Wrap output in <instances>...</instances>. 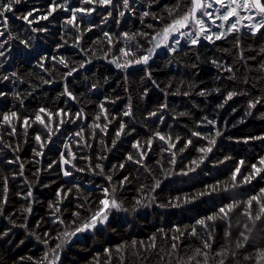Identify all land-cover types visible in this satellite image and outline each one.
<instances>
[{
	"label": "trees",
	"instance_id": "trees-1",
	"mask_svg": "<svg viewBox=\"0 0 264 264\" xmlns=\"http://www.w3.org/2000/svg\"><path fill=\"white\" fill-rule=\"evenodd\" d=\"M57 2L63 4L65 0ZM50 3L51 0H21L12 12L6 13L7 30L0 26V32L5 33L0 38V43L8 41L2 49L5 56L0 57V76L11 72L18 74L8 81H0V92L6 93L0 97V119L3 113L10 111L17 112L20 117L19 121H14V135L10 134L9 126L0 125V233H7L0 235V264H37L47 251L46 246L37 240V236L43 240L44 233L49 232L55 237L65 227L53 223L56 216L67 223L74 219V211H80L82 217L89 215V209L95 210L101 188L111 189L113 185L117 186L118 199L129 211L113 210L106 224L65 244L60 251L59 264H96L94 258L104 264L106 247L114 249L116 245L133 239L147 244L149 237L157 233L158 229H164L167 236L157 235V249L141 250L139 257L131 255L132 250L129 249L126 264H165L160 256L169 250L171 237L176 235L171 231L174 225L179 226L182 231H190L197 219L212 214L230 201L246 200L264 187L262 174L252 183L227 192L205 195L191 203L181 202L179 207L169 206L176 202L175 198L178 196H190L202 191L206 185L227 181L240 160L246 162L243 173L247 175L251 171V165L264 157V140L244 142L247 137L264 136V103L257 104L251 110V115L245 116L250 100L264 98V32L252 35L247 29H242L241 32L232 33L226 39L214 43L202 40L192 48L183 45V50L175 55L168 53L166 49L157 51L148 66L137 65L122 71L111 63L113 57L120 56V48L127 46L123 39L117 37L125 32L152 33L153 29L147 25L156 22L149 16L144 18L142 24L141 13L147 10L166 16L165 7L172 6L175 0H155L150 7L149 0H130L133 11L123 9L122 0H114L117 7L96 6L93 13L81 14L78 23L82 34L71 26L65 27L64 21L71 17V12L63 9H58L48 20H39L31 26L20 19L32 9L39 10L33 14V19L46 15ZM67 4L71 8L81 6L80 0H67ZM109 11L112 12L111 16H108ZM119 11H124L125 15L120 17ZM33 27L44 28L46 31L33 32ZM88 28L91 31H83ZM105 32L112 35L113 44H108L103 35ZM76 35H81L79 47L75 46ZM21 40H29V45L25 47L20 43ZM137 40L145 48L150 46L147 39L137 37ZM95 41L99 42L94 43ZM57 45L63 47L58 48ZM81 49H85L87 54L81 52ZM105 53L108 54L107 57ZM41 57H46V70L38 66ZM52 57L57 59L53 60ZM60 57L66 59L69 68L78 67L86 59L91 62L71 76H66L69 68L58 63ZM213 60L218 61L221 67L214 65ZM226 66H231L233 71H226ZM146 72L151 73V78ZM45 80L51 83H44ZM65 86L76 97L75 100L63 95ZM201 90L206 91L207 95H200ZM229 91L239 94L223 108H217ZM185 92L189 94L185 96ZM15 93H19V98ZM101 101H105L104 107L109 119L117 117L108 125L107 134L89 127L96 122ZM161 104H166L167 108L160 109ZM129 106L132 116L125 117L122 113ZM41 107L53 113L58 109L72 114L83 110L84 116L76 123H65L40 149L35 136L40 133L42 140H47L45 131L39 124H33L25 132L23 120L24 117L33 118ZM154 111L157 115L149 117V113ZM205 115L216 120V129L221 131V135L216 137L213 151L195 172L187 176L180 175L182 170L186 171L189 162L200 155L197 149L207 144L203 139L192 137L193 144L180 152L179 148L184 147L191 132L207 134L216 130L210 125L197 126L196 122ZM121 120L128 125L126 132H131L133 128L135 132L116 139ZM99 122L102 125L108 123L103 115ZM81 128L84 129L85 140L78 145L77 140L80 138L74 133ZM156 130L164 134L170 133L173 138L180 136L183 142H177V148L174 149L176 163L172 165L169 163L171 154L161 151L166 145L156 140L144 161L151 170L149 173L145 167L126 158L129 154L137 157L133 143L146 139ZM113 140L116 141L115 144ZM66 142L76 156L73 160L75 168L65 165L72 172L70 177L63 175L59 163L53 164L52 168L48 167L53 161H59L61 152L66 151ZM38 151L43 154L35 155ZM225 157L232 159L219 163ZM98 163L104 167L103 175L97 174L99 169L95 165ZM121 164H124V168L119 167ZM169 169L175 174L165 176L164 170ZM21 171L23 175H20ZM108 175L113 177L111 182L105 178ZM125 176L129 177V183L120 188L119 181ZM153 178L160 179L161 184L152 193L155 201L149 202L147 190L138 192V189L141 184L150 188ZM58 190L67 195L58 198ZM29 191L32 192L31 197L27 196ZM138 197H143L145 202L132 211ZM58 200L60 212L55 210ZM50 203L54 205L52 208L49 207ZM80 204H84L85 208L79 209L77 206ZM29 206L30 212L26 210ZM256 211L254 206L253 214ZM240 212L237 209L232 214L231 227L228 221L215 222L212 233L213 252L225 245L226 229L232 233L229 246L234 248L246 220ZM198 232L199 237H181V255L187 256L193 248L202 246L201 239L205 237V230L198 229ZM56 242L58 241L50 240L49 244L54 247ZM258 247H264V221L257 222L249 242L244 248L236 250L237 256L227 257L225 264H255L254 260L246 261L244 257L254 256ZM21 257L24 259L21 260ZM215 259L218 258H211L210 264H215ZM112 264H119L115 252Z\"/></svg>",
	"mask_w": 264,
	"mask_h": 264
},
{
	"label": "snow or ice",
	"instance_id": "snow-or-ice-1",
	"mask_svg": "<svg viewBox=\"0 0 264 264\" xmlns=\"http://www.w3.org/2000/svg\"><path fill=\"white\" fill-rule=\"evenodd\" d=\"M155 0H149V7ZM21 0H0V26H2L5 30H7L8 26V18L6 13L12 12L14 6L20 4ZM80 7L71 8L67 4V0L63 4L58 3L57 0H51L49 8L47 10L46 15H39L36 19H33V14L38 12V9H32L26 15H22L20 19L24 20L29 26L37 23L39 20H48L49 17H52L53 14L58 9H63L64 11H70L71 17L66 18L64 21L65 27L71 26L76 29L77 33H81V27L78 23V20L83 15H89L96 10V6L106 7L112 6L117 7L114 4V0H80ZM91 5V7H88ZM122 8L127 9L129 11H133L131 7L130 0H122ZM214 9V11H211ZM165 11L167 13L166 16L157 15L151 11H143L141 13L140 19L141 23H144V18L151 16L153 20L156 22L155 24L147 25L148 28H152L153 32H145V31H137L135 33H122L117 39H123L126 43V47L120 48V56L113 57L111 63L115 65L117 69L127 70L130 67H134L137 65L148 66L149 61L152 60L154 54L157 53L158 49H166L168 53L175 55L179 51L183 50L182 41H186L187 46L189 48L195 47L201 43L202 40L209 41L210 43H214L215 41L224 40L232 33H239L242 29H247L252 35H257L258 33L264 32V0H175V3L168 7H165ZM112 12H108V16H111ZM118 15L123 17L125 15L124 11H119ZM107 16L105 20H107ZM217 21H220L217 24ZM119 23V21H117ZM215 26V30L213 28ZM33 32H43L46 31L44 28H31ZM83 31H91V28L84 29ZM4 32H0V38L4 36ZM104 38L107 40L108 44H113L112 35L108 32H105ZM137 37L142 39H147L149 43V47L145 48L142 43L137 40ZM12 37H9L11 39ZM31 39V38H29ZM81 39V35L75 36V46L79 47V41ZM99 41H95L94 43H98ZM135 42V43H130ZM21 44H24L25 47L29 45V40H21ZM8 44V41H3L0 43V57L5 56L4 49L5 45ZM239 45V40H237V46ZM58 48L63 47V45H57ZM81 52L87 54L85 49H81ZM107 53H105V57H107ZM53 60H56V57H52ZM45 60L46 57H41L40 61H38V66L42 70L45 69ZM122 61V62H121ZM90 60H84L82 63L78 65V67L69 68V64L64 57H60L58 60L59 64L64 65L65 68H69L66 73V76H71L74 72H77L79 69H83L87 63H90ZM212 63L217 67H221L220 63L216 60H213ZM264 67V66H262ZM225 70L228 72L233 71L231 66H226ZM149 78H151V73H145ZM18 74L16 72H11L7 75L0 76V81H8L10 78L17 77ZM44 83H51V81L45 80ZM156 84L155 81H153ZM159 87V85H156ZM95 87V86H93ZM219 91V89H216ZM147 90H145V94ZM178 94V93H177ZM187 96L189 93H183ZM200 95H207V92L201 90ZM239 93L234 91H229L224 98V101L218 104L217 108H223L224 105L231 100L234 96ZM6 95L4 92H0V97ZM15 95L19 98V93H15ZM63 95H66L72 100H75L76 97L73 96L72 92L68 90L67 86H65ZM107 100V98H105ZM105 101H101L100 113L95 117V123L90 125V128L99 129L101 132L107 134L108 125L112 123L113 120H116L117 117H109L106 115L107 110L104 107ZM264 103V98H257L255 100H250L248 102L247 108L248 111L245 112V116L251 115V110L256 107L257 104ZM160 109L167 108L166 104H161L159 106ZM235 111V109H233ZM103 115L104 120H107L108 123L101 124L99 121L101 120V116ZM125 117L132 116L131 107L129 106L127 110L122 113ZM157 112L149 113V117L156 116ZM184 115V113H181ZM84 116L83 110L77 111L75 114H72L69 111H65L64 109H58L55 113L52 111L41 107L34 115L33 118L24 117L23 127L25 132L27 129L31 127L33 124H39L42 129L45 131L47 135V140H42V136L40 133H37L35 136V140L37 144L40 146V149H43L47 141H50L52 137L60 131L61 127L67 123H76L79 119H82ZM19 114L15 111L5 112L3 113L2 119H0V125H7L11 128V135L16 133V123L14 121H19ZM162 119V117H161ZM243 122L242 120L240 121ZM197 126H206L210 125L213 129H216V120L209 118V116L205 115L201 118V120L197 121ZM128 125L125 124L122 120L120 121L119 128L116 131V139H119L121 135L131 134V132H135V129H131V132H126ZM95 134V133H93ZM76 137L80 139L77 140V144L79 145L81 141L85 140L84 137V129L81 128L79 131L74 133ZM221 135V131L216 129L213 132H209L204 134L200 131H192L191 137L184 142V147L179 148L180 152H184L193 144L192 137L200 138L207 141L206 146L199 147L197 152L200 154L197 159H193L189 162L186 171L182 170L179 174L187 176L191 172H195L196 169L205 161L208 157L209 153L213 151V148L216 144V137ZM264 140V136H256V137H247L244 139V142L247 143L249 140ZM156 140H159L166 145V147H162V152H168L171 154L172 159L169 161L170 164L174 165L176 163V151L174 149L177 148V142H183L180 136H176L175 138L172 135L164 134L160 130H156L152 132L150 136H148L144 140H137L133 143V148L137 151L138 156L134 157L132 154L127 156L128 161H134L136 164L145 167V170L151 173V170L147 168L144 164L145 158L148 153L152 150V146ZM115 140H113V144H115ZM90 147L91 145H86ZM64 148L66 151H62L60 154L59 161H53L52 164H49V168H52L53 164L59 163L61 171L65 177L72 176V172L65 168V165H71L75 168V164H73V160L76 158L75 153L71 151L69 147V143H65ZM35 151V150H34ZM42 151L35 152V155H42ZM103 159V157H100ZM232 159L231 157H225L224 160L219 161V163L223 164L226 161ZM9 163H14V161H9ZM159 164L160 161H157ZM244 160H240L234 170L231 171L230 176L227 181H217L213 185H206L202 191L196 192L192 195H187L183 198L176 197L175 203H170L169 206L179 207L180 203H191L192 201L199 199L202 196L210 195L212 193L217 192H227L230 189H235L240 187L241 185H246L252 183L254 179L264 174V157H261L257 163L251 165V171L245 175L243 173V167L245 165ZM115 167V166H114ZM120 168H124V164L119 166ZM96 169H99L100 175L104 174V167L102 164H96ZM21 169H23V164H21ZM77 171H85V169H76ZM94 171V170H93ZM170 169L164 170L165 176L174 175ZM20 175H23V171H21ZM243 177V179H238V177ZM107 181L111 182L113 177L108 175L105 177ZM154 182L149 188L145 184H141L138 192H145L147 190V196L149 202L155 201V196L152 193H155L156 189L160 187L161 181L160 179L153 178ZM127 183H129V177L125 176L121 181H119V187L123 188ZM76 187H79L78 185ZM71 191V190H69ZM5 193H7V187L5 185ZM67 193H64L60 190L57 191L58 198L65 197ZM28 197L32 196V192L29 191L27 193ZM6 201V197H5ZM144 198L138 197L135 200V206L132 211H135L137 207H140L144 204ZM54 205L52 203L49 204V207L52 208ZM163 207V205H161ZM256 207L257 211L253 214V207ZM79 209H84L85 205L80 204L77 206ZM240 209L241 216L245 217L246 220L242 225L243 230L240 231L239 237L237 238L234 248L229 246V240L231 238L232 233L229 230H225V245L222 246L219 250L213 252V231L214 225L217 220L228 221L229 227H231V216L237 210ZM27 211H31V207L29 206ZM56 212H60L59 208V200L55 205ZM129 211V209L124 208L123 204L117 197V186L113 185L110 188L103 187L101 188V196L98 199L95 210L89 209V215L84 217L81 216L80 211H74L72 213L74 219L69 222H65L64 219L56 216L53 223L65 225L64 229L60 231L57 236L53 237L49 232L44 233V239L41 240L39 236H37V240L43 243L47 251L43 253L42 258L37 262V264H59L60 261V251L69 241L76 237L80 233L92 231L96 229L99 225H104L107 223L109 219V214L113 211ZM258 221H264V187H261L258 192L253 195H250L246 200H233L227 204L221 206L218 210L213 212L212 214L197 219L195 224L191 226L190 231H182L179 226L174 225L171 229L172 232L176 233L171 237L172 243L170 245L169 250L165 252L164 255L160 256L161 261H164L165 264H210L211 258L215 259V264H225V260L229 256H237V251L245 247V245L249 242L253 232L256 230V225ZM239 224V221H237ZM39 226V222H38ZM200 230H205V237L201 239V245L193 248L187 256L180 254V240L181 237L186 235H190L193 237H199ZM167 236L164 229H158L157 233H154L151 237H149V241L146 244L144 241H137L135 239L129 241L122 242L115 246V248L104 249L105 261L104 264H112L113 253L117 254L119 259V264H126V253L129 249L132 250L131 255L139 257L142 254V251H153L157 249V235ZM0 235H7V233H0ZM50 240L58 241L55 243V246L49 244ZM99 256V254H98ZM167 258V259H166ZM24 258L21 257V260ZM29 259H32L29 257ZM96 259V264H100L98 258ZM244 259L246 261L254 260L255 264H264V247H258L255 249V254L245 256Z\"/></svg>",
	"mask_w": 264,
	"mask_h": 264
},
{
	"label": "rangeland",
	"instance_id": "rangeland-1",
	"mask_svg": "<svg viewBox=\"0 0 264 264\" xmlns=\"http://www.w3.org/2000/svg\"><path fill=\"white\" fill-rule=\"evenodd\" d=\"M211 11H214V9H212ZM219 23H220V21H217V24H219ZM213 28L215 30V26H213ZM203 41H206V40H203ZM182 45H187L186 41H182ZM163 50H165V49H158L157 51H163ZM84 233H80L76 237H82ZM73 238H75V237H73Z\"/></svg>",
	"mask_w": 264,
	"mask_h": 264
}]
</instances>
